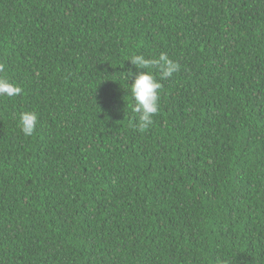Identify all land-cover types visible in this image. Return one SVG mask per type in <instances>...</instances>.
Wrapping results in <instances>:
<instances>
[{"label":"trees","instance_id":"16d2710c","mask_svg":"<svg viewBox=\"0 0 264 264\" xmlns=\"http://www.w3.org/2000/svg\"><path fill=\"white\" fill-rule=\"evenodd\" d=\"M0 65V264H264V0H0Z\"/></svg>","mask_w":264,"mask_h":264},{"label":"clouds","instance_id":"9594fccd","mask_svg":"<svg viewBox=\"0 0 264 264\" xmlns=\"http://www.w3.org/2000/svg\"><path fill=\"white\" fill-rule=\"evenodd\" d=\"M135 66L133 73L129 68L123 73L127 83L132 79L127 88L130 90L131 111L137 114L136 119L141 130L148 128L154 122V116L160 111L162 82L181 71V64L172 59L167 52H160L151 57L143 53L132 54L125 58ZM0 73L3 66L0 65ZM134 76V78H132ZM22 94V88L8 76L0 74V97L13 98ZM18 127L25 137L33 136L37 123L38 114L34 110H24L18 113ZM216 264H230L226 258H217Z\"/></svg>","mask_w":264,"mask_h":264}]
</instances>
